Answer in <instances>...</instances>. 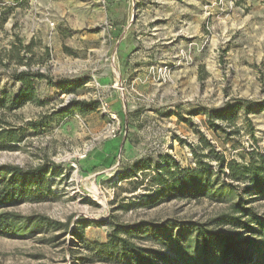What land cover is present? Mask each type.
Wrapping results in <instances>:
<instances>
[{
  "label": "rangeland",
  "instance_id": "rangeland-1",
  "mask_svg": "<svg viewBox=\"0 0 264 264\" xmlns=\"http://www.w3.org/2000/svg\"><path fill=\"white\" fill-rule=\"evenodd\" d=\"M23 70L48 76L36 80L40 102L9 109L4 93H17L13 74ZM101 76L110 82L101 84ZM63 79L87 83L66 91ZM114 93L125 127L120 139L104 134L108 118L99 107L81 112L76 103L99 100L114 111ZM224 108L235 122L216 119L222 128L214 132L205 111ZM12 131L20 141H10ZM198 131L227 159L246 164L248 151L264 152V0H0V167L36 169L48 188L44 198L13 201L0 212L69 223L53 229L23 221L0 231V264H137L132 255L100 261L81 237L103 243L114 224L141 222L166 225L128 236L149 250L147 264H220V248L207 252L192 225L248 251L249 264H264V199L214 158H202L209 174H197L181 196L156 195L149 182L164 154L170 166L197 169ZM107 140L131 143L134 154L120 150L111 167L89 164ZM137 161L153 166L124 179ZM9 178L0 176V187Z\"/></svg>",
  "mask_w": 264,
  "mask_h": 264
},
{
  "label": "trees",
  "instance_id": "trees-1",
  "mask_svg": "<svg viewBox=\"0 0 264 264\" xmlns=\"http://www.w3.org/2000/svg\"><path fill=\"white\" fill-rule=\"evenodd\" d=\"M48 76L42 72L31 70H23L13 74V79L21 83L18 91L14 95L4 93L3 105L9 109L20 108L27 102L39 103L37 95L36 80L46 79ZM84 79L75 80H60L59 85L63 90H75L76 87L84 85ZM77 109L81 112L93 111L99 107V101H76ZM208 119V126L217 132L221 126L215 123L216 119L228 120L234 123V111L227 109H219L215 111L206 110ZM250 121V118H247ZM40 121H32V124L37 125ZM250 126L252 124L250 123ZM252 129V128H251ZM200 134V144L193 148V153L197 161V169H181L177 164L173 166L170 164V156L163 155V162L154 163V175H150L149 182L157 186L156 195H164L166 191H171L178 196H181L189 190L195 183L197 174H209L210 165L208 161H204L203 157H211L217 161L218 167L222 172L227 170L228 176L234 181H242L245 183V191L253 196L264 199V152L263 150L248 151V161L246 164L239 162L237 159H227L224 153L217 150L214 143H212L205 134L198 131ZM5 132L0 133V138H3ZM10 141H20L15 131L8 135ZM252 138L257 141V138L252 134ZM208 147L210 152L198 153L197 148ZM145 161H137L135 170L130 171L126 178L133 175L136 176L137 171L147 170L153 164L144 163ZM144 163V164H143ZM206 172V173H205ZM9 175L7 182L0 187V207L7 203L18 201L21 199H29L31 201L44 198L43 192H47L48 188L42 185L44 173L36 169H23L19 166L2 165L0 167V176ZM236 207V206H235ZM238 208V207H237ZM239 212H249V209L238 208ZM226 220V219H225ZM23 221L31 222L32 224H44L53 229L66 228L69 223H61L50 219L47 216H29L25 217L14 212L4 211L0 212V231H12L15 226L21 224ZM91 223L85 221L83 227L90 226ZM166 225L157 226L150 222H141L137 224H114L111 232L108 235L106 242H86L83 237L81 241L85 246L97 252V258L100 261H114L118 257L125 258L127 255H132L137 258V264H147L146 256L149 252L145 247H141L133 243L128 237L132 232H136L140 228H155L164 229ZM191 228L195 230L196 238L200 241L203 248L208 252L213 245L220 248L221 261L220 264H249L251 254L248 251H243L239 246H234L231 243H225L213 234L211 231L205 230L201 226L192 225ZM157 252H154L156 255Z\"/></svg>",
  "mask_w": 264,
  "mask_h": 264
},
{
  "label": "crops",
  "instance_id": "crops-1",
  "mask_svg": "<svg viewBox=\"0 0 264 264\" xmlns=\"http://www.w3.org/2000/svg\"><path fill=\"white\" fill-rule=\"evenodd\" d=\"M117 59H118V53H117ZM99 79H100V83L104 84V85H106L108 82H110V79L107 76H105V77L101 76ZM85 83H87V81ZM110 100L112 101L111 103H112L113 110L115 112H120L122 105L118 101L115 93H114V96L112 94V97H110ZM128 145L125 143L123 146L122 142L117 143L113 140H107V141L103 142L89 156V158H88L90 160L89 164L97 165L98 168L115 166V165H117V159L116 158H117L118 152L120 150H123V152H124L123 156L125 158H128L129 156H132L134 154V150L132 149L131 143H129Z\"/></svg>",
  "mask_w": 264,
  "mask_h": 264
},
{
  "label": "built area",
  "instance_id": "built-area-1",
  "mask_svg": "<svg viewBox=\"0 0 264 264\" xmlns=\"http://www.w3.org/2000/svg\"><path fill=\"white\" fill-rule=\"evenodd\" d=\"M99 108L101 112L108 118L106 126L104 128V134L107 137H111L112 139H120L121 136H124L125 127L118 114L112 111L110 106L105 102H101ZM87 153L88 150L84 149L77 155L76 158H85L87 156ZM72 166L77 168V163L73 161Z\"/></svg>",
  "mask_w": 264,
  "mask_h": 264
}]
</instances>
